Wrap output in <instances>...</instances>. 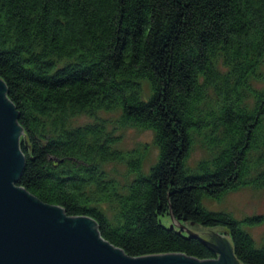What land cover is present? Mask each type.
<instances>
[{
  "label": "trees",
  "instance_id": "1",
  "mask_svg": "<svg viewBox=\"0 0 264 264\" xmlns=\"http://www.w3.org/2000/svg\"><path fill=\"white\" fill-rule=\"evenodd\" d=\"M0 79L24 130L18 185L34 197L93 218L128 256L218 258L163 224L173 216L225 229L240 264H264L246 230L264 214L204 207L264 187V0H0ZM100 111L154 132L148 173L147 147L119 148L106 120L73 125ZM198 136L210 156L191 169Z\"/></svg>",
  "mask_w": 264,
  "mask_h": 264
},
{
  "label": "water",
  "instance_id": "2",
  "mask_svg": "<svg viewBox=\"0 0 264 264\" xmlns=\"http://www.w3.org/2000/svg\"><path fill=\"white\" fill-rule=\"evenodd\" d=\"M23 136L19 113L0 79V264H240L225 229L198 231L173 216L179 233L214 247L218 258L200 260L178 253L128 256L102 237L93 218L68 216L62 207L48 205L18 185L26 165Z\"/></svg>",
  "mask_w": 264,
  "mask_h": 264
},
{
  "label": "rangeland",
  "instance_id": "3",
  "mask_svg": "<svg viewBox=\"0 0 264 264\" xmlns=\"http://www.w3.org/2000/svg\"><path fill=\"white\" fill-rule=\"evenodd\" d=\"M256 87H263L262 83L256 82ZM102 118L109 123V129H114L116 134L120 136L121 141L119 148L124 151H130L134 149H144L147 147V154L143 172L148 173L151 166L157 163L159 158V149L154 144L155 134L152 130L139 129L136 127H121L118 124L120 117L119 111L108 112L100 111L96 117L90 115H82L73 119V125H85L94 122L96 119ZM209 154L201 143V138L196 137V144L194 146L192 155L188 161V166L191 169H195L198 163L204 159L209 158ZM109 172L114 174L117 178L124 180L125 175L128 174L127 167L121 164H110L106 167ZM107 208V213L111 215L110 206L104 204ZM204 207L213 212L224 211L231 214L235 219L242 220L246 217H252L256 215L264 214V187L257 189L254 187H244L237 191L226 194L221 200L204 199ZM162 222L167 227L172 224L178 225L176 222L173 223L170 217H161ZM187 227H192L198 231H204L201 226L184 224ZM247 232L255 240L258 247L264 246V224L256 227H247Z\"/></svg>",
  "mask_w": 264,
  "mask_h": 264
}]
</instances>
